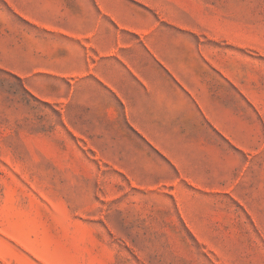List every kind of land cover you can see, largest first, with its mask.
I'll return each instance as SVG.
<instances>
[{
    "label": "rangeland",
    "instance_id": "obj_1",
    "mask_svg": "<svg viewBox=\"0 0 264 264\" xmlns=\"http://www.w3.org/2000/svg\"><path fill=\"white\" fill-rule=\"evenodd\" d=\"M186 1L241 62L222 130L149 139L91 78L0 70V264H264V0Z\"/></svg>",
    "mask_w": 264,
    "mask_h": 264
},
{
    "label": "crops",
    "instance_id": "obj_2",
    "mask_svg": "<svg viewBox=\"0 0 264 264\" xmlns=\"http://www.w3.org/2000/svg\"><path fill=\"white\" fill-rule=\"evenodd\" d=\"M135 1L139 10L133 0H0V70L75 80L76 90L91 78L149 139L172 123L187 133L192 119L222 130L228 81L243 91L241 62L225 49L213 53L211 36L191 34L204 30L186 0ZM142 5L161 8L163 22ZM24 85L42 98L36 84Z\"/></svg>",
    "mask_w": 264,
    "mask_h": 264
}]
</instances>
